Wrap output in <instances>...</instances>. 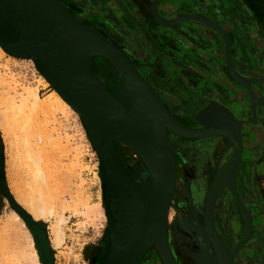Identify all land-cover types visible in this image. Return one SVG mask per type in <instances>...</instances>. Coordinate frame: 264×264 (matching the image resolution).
<instances>
[{
    "label": "rangeland",
    "instance_id": "rangeland-1",
    "mask_svg": "<svg viewBox=\"0 0 264 264\" xmlns=\"http://www.w3.org/2000/svg\"><path fill=\"white\" fill-rule=\"evenodd\" d=\"M56 1L60 4L59 0ZM84 1L89 2L95 8L100 6L99 0ZM116 1L119 6L116 8L119 14V16H116L118 19L117 21H115L113 17H109V15L101 17V15L98 14L95 16V18L101 17L104 19V21L101 20V22H99L100 25L98 27L103 28L106 35L110 34L108 36H110L114 42L121 41L120 32L123 33V31H127L125 25H130L135 30L139 28H141V31L143 30L142 25L138 22L140 18L137 16V12L140 13L142 9L144 12H146L145 7L149 3V0ZM173 1L175 4H177V6L172 3L175 5V10L174 12H172V10L166 15V18L168 20H172L173 24L176 13L189 11L205 15L208 19L216 22L218 21L223 25L224 20L221 17L222 15H219L218 13L220 12L224 15L223 10L229 12L222 3L223 0ZM218 3H220V6ZM60 6L65 9L61 4ZM66 11L70 13L68 10ZM231 12L232 11L229 12L228 19L232 26L231 34L236 37L238 33L236 27H233L234 24L232 23V17L230 14ZM70 14L78 19L74 14ZM78 20L82 21L89 28L93 29L95 32L105 38V36H103L97 29L89 26L81 19ZM147 27H149V25H147ZM151 27H153L150 28L152 31H149V35H145L144 38L149 43H151V48H149V51L144 58L137 57V59L142 62L137 64V66L144 67L145 73L142 74L143 78L145 76L151 77V75H155L156 79L159 78L161 82V90H164L166 86H170L171 89L169 90L171 92H177L183 96H186L187 99L184 101V104L187 105V108H185L183 111L178 108V105L174 104H171L169 107L170 109H167L161 96L163 93L167 94V91H159L147 82L158 95L171 116L172 113H181L182 119L190 121L191 123H197L198 126L203 127V120H201L199 117L201 107L205 101H212L211 96L217 94L224 100L234 103L233 105L236 108H241L242 106L244 110L239 111L240 114L242 113V115L246 114L245 112H247L248 109L254 118L251 116V118L247 120V123L249 125H259L264 130V99L262 98L260 100V104L256 102V99L258 98H256L250 90H248V88L251 89V87L250 84L246 82L247 80H251V78L239 72L233 63V68L235 69L237 75L245 81V83L248 85V88L245 85L237 82L231 75H229L223 59L219 54L220 51L224 53L222 41L219 35L213 31V29H211L208 24L190 19L183 21L178 25H161V27L159 26V29L156 28L157 25H153ZM135 33L140 39H142V34L140 31L136 30ZM149 38H151V40ZM157 38H159V40ZM105 39L108 40L107 38ZM241 40V36H239L238 40H232V43L234 44L233 53L236 56L235 59L240 64L242 63V58L240 55ZM110 43L114 44L113 42ZM138 43L141 44L142 42L138 40ZM163 44L166 47H164ZM131 47V53L127 50H125V53H127L129 59L133 61L132 58L134 55H141L142 50L140 48L134 47L133 45ZM147 47H149V45H147ZM14 58L15 59L13 60L10 59L8 55H5L1 57V64L3 63L7 65L6 67H8L7 69L9 71V75L14 80H16V84H19L17 88H22V86L27 85L36 91L38 97L46 98L51 92V87L49 84L43 81L41 73L37 67L26 58L19 56H15ZM96 58L98 59V62L95 61ZM93 59V61L96 62V70H102L98 72L101 75L107 77V87H110L111 89L117 88L119 85L115 80L113 73L109 71V62L103 58L105 60V66L99 68L101 66L98 65L100 64V57H95ZM154 62L157 64L156 66L159 68V72H153L150 70V68L154 66ZM242 65L244 66V64ZM15 105L17 107L19 106L17 103ZM257 107L260 109L259 111L261 113L259 119L255 118L254 116L256 115ZM14 108L16 109V107ZM36 109L29 112L27 109L26 111H21L19 108H17L16 113L14 111L9 116V118L12 117L10 119L12 123L10 124V120L8 119V129H6L7 126L4 125L3 127L1 126L3 129L0 127V264H31L33 258L29 254L26 236L22 227L13 219L11 215L12 210L21 217L23 222L25 220L19 212H22L27 218L34 222L37 228L45 232L52 264H97L99 258L98 251L105 245V241L103 240L105 230L104 222L98 220L95 224L96 226H92L84 221L85 217L81 212L74 213L73 211L66 209L57 210L59 213H56L55 210L53 215H49V213L46 212L44 215H40L38 217L28 212L26 209L28 204L27 201L29 202V197L33 196L31 198L34 200V198H36L34 197L36 194L38 195V198L41 195H44L45 192H48L49 194L47 193V195L45 194L43 197L47 196V200H49L50 198H48V195H51V200L58 207H60L63 203H76V200L78 199L79 200L76 204L80 202L81 204L79 205H82L84 202L93 204L100 201L99 182L95 176L96 171H98V167H96L95 163L100 162V157L97 151L94 149L89 137L87 136L85 128L81 124L79 117L76 114H73L74 112L69 113L68 110L58 109L54 113H47L49 107H44V109L47 110L42 108H39L40 110H38V108ZM17 112L24 113L22 114L23 117L25 115L24 119L23 117L20 119L18 116H20L21 113L17 115ZM31 112H38V114ZM29 113L36 116L33 117V115L31 116ZM27 115L30 116L27 117ZM30 119H33V121ZM19 121L21 122V126ZM9 126L11 127L10 129L14 127V130H9ZM24 126L27 128L29 127L30 130L31 128L36 129L32 130V133L30 130L27 131V128ZM21 127L25 129L23 130ZM19 130L20 132H23L21 134H15V132L20 133ZM8 132L11 134V138L13 137L14 140L10 138ZM28 133L32 134L29 135L31 139H27L26 135ZM24 134H26V138H24ZM22 136L25 141L21 140L23 139ZM15 137H17L16 141ZM262 138L264 140V134ZM201 139H208L207 141L210 140L213 142L221 141L227 145V142L221 137L214 136ZM12 142H15V144ZM256 144L257 143L255 142L248 146L250 151L249 156L246 157V160H248L249 163H257L259 161V163L261 162L264 164V144ZM15 145L18 146L15 147ZM206 150L207 147H197L194 150L195 156L192 158V161L188 162V164L191 166L205 165ZM218 173L219 172L213 174L209 178V191L212 190L215 180L222 178L224 175V172L221 174ZM247 174V170L244 171L246 179ZM41 175H45V177L43 178ZM194 175L195 174L193 173V176ZM36 178H41V180L46 178L48 180L47 181L45 179L47 182L46 184L49 186L48 188L46 187L47 190L44 188V186L47 185L45 184L43 186L45 181L42 180V183H44L41 184L43 187L41 190L44 192H39L41 190L39 186L36 185L38 183L34 182ZM190 178L191 179H189L188 182L183 184L181 189V192L186 193L187 197L191 195L190 183L192 177ZM235 181V176L229 181L232 189L237 191V187L239 186L240 194H242L243 198L247 197L248 201L250 202L251 193L247 185L240 182V180L237 182V184ZM36 182H38V179ZM256 185L258 188L257 191L261 197V203L264 206V173L257 176ZM33 190L36 191V193ZM203 194L206 196L208 195L207 192ZM43 197L39 199L36 198V202H39L41 199H43ZM60 215L65 219L64 223L62 224V230L64 232L63 242L61 245L55 246L52 241L53 235L49 232V225L52 223L54 224L55 219ZM260 215L264 220V215ZM226 219H228L230 222L237 223L238 227L240 228H237L240 230L238 235L241 236L245 225L242 214L229 209L226 213ZM215 220L218 222L216 217ZM254 223L256 225L257 220ZM262 228L264 229V222ZM29 229L34 240L35 247L37 246L36 249L38 256L41 258L43 263V256L40 254L32 229L30 227ZM199 237L203 241L204 235L200 234ZM170 247L172 250L171 244ZM23 254L24 256H22ZM148 255L149 254H147L146 257H149ZM212 255L213 254L211 253H204L196 258V261L194 257L190 258L193 260L194 264H213L211 258L213 257ZM27 256H29L30 260ZM174 261L175 262L172 264H177L175 259ZM158 264L164 263L160 262L159 260Z\"/></svg>",
    "mask_w": 264,
    "mask_h": 264
},
{
    "label": "water",
    "instance_id": "water-1",
    "mask_svg": "<svg viewBox=\"0 0 264 264\" xmlns=\"http://www.w3.org/2000/svg\"><path fill=\"white\" fill-rule=\"evenodd\" d=\"M51 1L60 14L88 39L93 46V53L105 57L109 62V71L113 73L119 85L111 89V92L121 102L120 112L109 117L91 101L90 94L85 89L84 79L73 67L63 40L55 31L39 0H0V11L18 26L27 40L24 46L12 47L10 51L15 56L32 58L77 109L90 129L87 136L100 157L102 171L109 182L120 187L123 196H126L125 170L116 149V134L131 135L132 131L149 138L155 152L156 167L152 175H142L143 206L131 239L127 244L121 245L114 236L104 233L103 240L106 244L98 251L97 263L139 264L152 236L164 225L172 193L175 163L167 128L174 133L192 138L215 133H225L234 137L236 148L231 165L211 190L213 196L229 176L233 177L237 168L240 156L238 122L228 109L210 102L199 113L204 123L203 129L192 130L182 126L171 116L158 95L128 58L112 43L63 9L56 0ZM169 1L175 4L173 0ZM163 5L167 6L166 3ZM175 5L172 9H166V12L170 13L172 10L174 12ZM223 12L224 15L229 13L224 10ZM218 14L222 15L223 25L208 19L205 15L189 11L176 13L174 24L178 25L190 19L208 24L222 41L224 55L221 57L228 68L227 72L248 88L245 81L237 75L231 61L230 39L222 27L230 21L220 12ZM182 15H186V18L180 19ZM167 22H169L167 25H174L172 20L167 19ZM233 27H236L238 34L236 37L231 34V40H238L239 36L242 38L243 27L237 25ZM97 76L107 81V77L100 73ZM19 213L32 229L40 254L43 256V263L52 264L45 232L37 228L22 212ZM229 264H232L231 260Z\"/></svg>",
    "mask_w": 264,
    "mask_h": 264
},
{
    "label": "flooded vegetation",
    "instance_id": "flooded-vegetation-1",
    "mask_svg": "<svg viewBox=\"0 0 264 264\" xmlns=\"http://www.w3.org/2000/svg\"><path fill=\"white\" fill-rule=\"evenodd\" d=\"M59 2L66 10L74 14L78 19L86 22L89 26L97 29L103 36H105V38L110 42H113L115 45L124 48L130 53L132 51V45L136 48H140L142 54H135L132 58V62L141 75L145 73L143 66H137V64L141 62L137 57L144 58L147 55L149 48H151V43L144 39L145 35H149L148 32L152 31L150 30V28H153L151 26L157 25V29H159V26L161 27V24H154L152 22L148 13L144 12L143 9L140 13L137 12V16L140 18L138 22L142 25L143 30L141 31V28L136 30L141 32L142 39L136 35V30L133 27L125 25L127 31H123V33L120 32L121 41L114 42L110 36H108L110 34L106 35L105 30L98 26L100 25L99 22H101V20L104 21V19L101 18L103 16L109 15V17H113L115 21L118 20L116 16H119V14L116 8L119 6L116 0H99L101 7L99 6L98 8L93 7L89 2L84 0H59ZM242 11L244 12V17H242L240 11L235 10L230 13L233 24L238 27H243V37L241 38L242 42L240 44V55L242 58L241 64L235 59L236 56L233 53L234 44L231 40L230 23H228V25H230L228 27L229 29L225 31L231 42V61L239 72L251 78V80H247L246 82L250 84V91L256 98H258L256 99V102L260 104V100L262 98L264 99V40L257 35V28H255V25L253 26L254 17L250 8L244 4ZM159 13L161 16L166 17L163 12L159 11ZM98 14L101 15V17L95 18ZM220 24L222 25V23ZM147 25H149V27H147ZM253 29L256 32L255 35ZM149 39L151 40V38ZM157 39L159 40V38ZM138 40L142 43H138ZM147 45H149V47H147ZM219 54L221 56L224 55L222 51H220ZM99 61L100 64L98 65L104 67L105 60L100 57ZM242 64L246 66L244 67ZM156 65L157 64L154 62V66L151 67L150 70L153 72H159V68ZM144 78L155 89L159 91L161 90V82L158 77V79H156L155 75H151V77L145 76ZM169 89H171L170 86H166L164 90H161L167 91V94L161 93L167 109H170L169 107L171 104L178 105V108H180L181 111L187 108V105L184 104V101L187 99L186 96L177 92H171ZM215 96L224 100L219 95L215 94L211 96L212 101H205L201 110L210 102L223 106L222 103L215 99ZM224 101L229 103L228 110L238 122L240 132V156L233 177L235 176L236 184L240 180V182L247 185L251 193L250 202L247 197L243 198L242 194H240V187L238 186V190L234 191L228 180L220 185L219 189L213 196L211 195V191L208 190L209 178L217 172H219L218 174H221L226 171L224 170V167L230 159V149L226 144L221 141L213 142L210 140L207 141L208 139H188L172 135L171 141L175 151L177 166L174 191L176 209L171 212L168 231L170 238L169 241L172 246V254L177 264H194L190 257H194L196 261V258L204 253L212 254V251L208 249L207 244H205L208 235L214 239L215 237L221 239L226 248L225 250L231 258L232 264H264V229L262 228L264 220L260 215H264V206L261 203V197L257 191L258 188L256 185L257 176L264 173V164L261 162L259 163V161L257 163H249V161L246 160V157L249 156L250 149L248 146L250 144L255 142L257 143L256 145L264 144L262 138L264 130L259 125L255 126L247 123V120L251 118V116L254 118L248 109L247 112H245L246 114L242 115L239 112V110H244L242 106L241 108H236L233 105L234 103L229 102L228 100ZM259 110L260 109L257 107L256 115H254L255 118L258 119L261 114ZM172 116L179 124L188 129L200 130L204 127H200L197 123H191L190 121L182 119L181 113H172ZM199 146L204 148L207 147L205 154L206 163L205 165L191 166L188 162L192 161V158L195 156L194 150ZM246 170L248 172L247 179L244 175V171ZM193 173L195 174L194 176ZM190 177H192L190 183V194L192 196L189 195L187 197L186 193L181 192V189L183 184L191 179ZM219 180L220 179H216L213 185L215 186ZM205 192H207V196L203 194ZM229 209L241 213L244 218L245 225L241 236L238 235L240 228L237 223L230 222L226 219V213ZM215 217L218 219V222L215 220ZM256 220L257 223L255 225L254 222ZM209 225L211 229H209ZM200 234L204 235V242L199 237ZM148 256H150L149 258L151 259L147 257L148 259L143 260L140 264L159 263V258L153 252Z\"/></svg>",
    "mask_w": 264,
    "mask_h": 264
},
{
    "label": "bare ground",
    "instance_id": "bare-ground-1",
    "mask_svg": "<svg viewBox=\"0 0 264 264\" xmlns=\"http://www.w3.org/2000/svg\"><path fill=\"white\" fill-rule=\"evenodd\" d=\"M39 2L41 4L42 8L44 9L45 13L49 16V18L51 20V24L55 27V31L59 34L60 38L63 40L64 45H65L67 52L69 54V57L71 59L73 67L75 68L76 72L78 74H80L82 76V78L84 79L85 89L89 92L91 101L105 115H107L109 117H113V116L117 115L121 110V102L111 92V88L107 87V81L105 79H102V78L97 76V74H99L98 71H102V70H98V71L96 70L95 63L98 62V59L97 58L95 59L96 62L93 61L94 60L93 58L103 57V56L95 55L93 53V46L91 45V43H89L88 39H86L85 36L81 35L78 32V30L75 29L69 23V21H67L60 14V12L56 9L55 5L52 3L51 0H39ZM163 3H166L167 6H164ZM145 8H146V12L148 13V16L151 18V20L154 24H161V25L167 26V24L169 23V22H167V18L161 16L159 11H161L165 15H167L168 12H166L167 11L166 9H169V8L172 9L173 8V5L170 3L169 0H156V1L155 0H149V4H147ZM184 18H186V15H182L180 17V19H184ZM226 24H228V22ZM226 24L224 26H222L224 31L227 30ZM227 37H228V35H227ZM228 39H229V37H228ZM26 42H27V40L19 31L18 26L10 18L5 16L0 11V122L2 123V125L0 123V127L1 126L3 127V125H4V126H7L6 129H8L7 123L12 118V117L9 118V116L14 111L16 113L17 108H19V110H21V111H24V110L26 111V109H27L30 112V111H34V109H36V108H38V110H40L39 108L44 109V107L46 106L47 108L49 107V110L44 109V110L48 111V112L46 111L47 113H54L58 109L68 110L69 113L74 112L73 114H76L79 117L80 122L84 126L86 133H87V131H90L88 125L85 123V121L83 120V118L81 117V115L77 111V109L66 98V96L63 94V92L43 72V70L35 63V61L30 57H26V59H28V61H30L31 63H33L37 67V69L41 73L43 81L50 85L51 92L46 98L45 97L42 98V97H38L36 94V91L27 85L22 86V88H17L19 84H16L15 83L16 80H14L9 75V71L7 69L8 67H6L7 65H5L3 63L1 64V57L8 55L10 59L14 60L15 55L12 54V52L10 51V48L22 47L26 44ZM229 43L231 44L230 40H229ZM113 45L126 58L129 59V56L127 55V53H125L124 48H121L120 46H116L115 44H113ZM103 58L105 59V57H103ZM132 64H133V62H132ZM225 67H226V69H228L226 65H225ZM99 68H102V66H100ZM20 85H22V84H20ZM215 99L217 101H219L220 103H222V105L228 109V106H229L228 102L221 100L217 96H215ZM7 101L9 102L10 105L8 104ZM16 103L19 105L18 107L15 105ZM14 107H16V109ZM13 109H15V110H13ZM19 113H21V114L18 117H20V119H21V117H23L22 114H24V113H22V112H19ZM19 113L17 115H19ZM31 113H34V114L37 113L38 114V112H31ZM31 113H29L31 116L32 115H33V117L36 116L34 114H31ZM29 116L27 115V117H29ZM24 117H25V115H24ZM24 117H23V119H24ZM30 120L33 121V119H30ZM9 122H10V124L12 123L11 120ZM29 122H31V121H29ZM34 124H35V122H34ZM15 125H17V124H15ZM18 125H19V123H18ZM20 126H21V122H20ZM35 127H36V125H35ZM10 128L11 127L9 126V130H11V131L14 130V127H12L13 130ZM21 128L24 130L27 127H25V128L21 127ZM28 128H27V131L30 130V128L29 129ZM35 129L36 128H31L30 132H32V130H35ZM27 131H26V133H27ZM19 132H20V130H19ZM22 132L23 131H21L20 133L15 132V134H21ZM6 133H7V131H6ZM167 133H168L170 144L172 147V152H173V156H174V163H175V151H174V147L172 145L171 136L176 135V136L184 137V138H192V137L179 135L177 133H174L173 131H171L168 128H167ZM8 134L10 135V138H11V134L9 132H8ZM35 134H37V133H35ZM130 134L131 135H125V136L116 134V140H115L116 149H117L118 155L120 157V160H121L123 167H124V170H125L124 178L126 180V192H125L126 196L121 195V189L117 184L109 182V180L107 179V176L102 171L101 163L96 162L95 165H96V167H98V171H96L95 176L99 182V193H100V196H99L100 201L99 202L93 203V204H89V203L84 202V203H82V205H79V204H81L80 202L78 204H76L77 201L79 200L78 199V200H76V203H71V204L70 203L69 204L63 203L60 207H58L51 200V195H48V198H50L49 200H47V196H45L46 199H45V197H43L45 194L47 195L48 192L47 193L45 192V194L43 193L44 195L40 194L41 192H44L41 190L43 188L41 186V184L44 183V182L42 183V180L45 181V179H46L45 178V179L41 180V178H42L41 177V178H36V180L34 181L35 183H38L36 185H38L40 190H41V191H39L40 192L39 194L41 196L37 198L38 195L36 194V196H34V197H36L37 199L43 197V199H41L40 201L38 200L39 202H36V198H34V200H35L34 201L31 198L33 196H31V197L28 196L29 202L27 201V203H28L27 208H26L27 211L34 214L36 217H38L40 215H44L46 212L49 213V215H53L55 210H56V213H59V211H57V210H65V209L71 210L74 213L75 212L76 213L81 212L82 215H84V217H85L84 221H86L88 224L93 226L97 223L98 220L104 222L105 223V226H104V229H105L104 233L105 234L114 236L117 243H119L121 245L127 244L129 242V240L131 239L132 233L134 231L135 225H136L137 220L140 216L142 206H143L144 189H143L142 175H145V174L152 175L155 172V167H156L155 166L156 165L155 164V152H154L153 146H152L149 138L145 137V135L136 134L132 131ZM25 135L26 134L23 135L24 138H26ZM29 135H32V134L28 133L26 135L27 139L30 138ZM23 136H22V138H23ZM214 136L221 137L222 139H224L227 142L228 148L231 149L230 159L226 165V168L224 167V170H227L231 165V162L233 159V154H234V151L236 148V141H235L233 136H231L229 134H225V133H215L212 135L195 137L193 139H201V138L214 137ZM17 137H15V141L17 140ZM24 138L21 140L23 141ZM11 139L14 140L13 137ZM18 140H19V138H18ZM27 141H29V140H27ZM12 143L15 144V142H12ZM21 144H22V142H21ZM16 146H18V145H15V147ZM21 147H22V145H21ZM23 147H24V145H23ZM16 149H18V148H16ZM32 160H33V158H32ZM37 169H39V168H37ZM40 172H39V175H40ZM34 176H36V175H34ZM41 176H43V175H41ZM175 176H176V165H175V171H174L173 188H172L171 197H170L169 202H168V207H167V212L165 215L164 225H163V227L159 228L154 233V235L152 236L151 241H150L147 249L145 250L139 264L143 260L148 259L150 256L147 258L146 255L150 254L151 252H153L159 258L158 260H160V262H163L164 264H172L173 262H175L173 254L171 252L172 250L170 247V241H169L170 238H169V231H168V227H169V223H170V219H171V212L176 209V204L174 202L175 201L174 200ZM44 177H45V175L43 176V178ZM37 179H38V182H36ZM231 179H232L231 176H229L227 178L228 181H230ZM46 183L47 182L45 181L43 186ZM46 185L47 186H44V188L49 187L48 184H46ZM47 188H46V190H47ZM48 190H51V189H48ZM34 192L36 193V191H34ZM78 210H80V211H78ZM11 215H12L13 219L19 223V225L22 227V229L24 231V234H25L26 240H27L26 242L28 244L29 254L33 257L31 264H43L41 258L38 256V252L36 249L37 246L35 247L34 240H33L31 233H30L29 224L26 221H24L25 223H27V224H25L23 222V220L21 219V217L16 212H14L13 210L11 211ZM64 221H65V219L60 215L55 219L54 224L52 223L49 225V230H50L49 232H50V234L53 235L52 241H53L55 246H59L63 242V233L64 232L62 230V224L64 223ZM27 226H29V227H27ZM208 227H210V225ZM208 227H207V229H208ZM209 229H211V227ZM172 233H174V232H172ZM211 236H212V234H211ZM27 244H26V246H27ZM205 244H207V248L212 251V254H213L212 256L214 257V258L211 257L213 264H229L231 258L229 256V254L227 253V251L225 250L226 248L223 245V243L219 237H215V239H214V238L209 237V235H208L207 241ZM68 251H70V250H68ZM69 254H70V252H69ZM22 256H24V254ZM27 257L29 259V256H27ZM149 259H151V258H149Z\"/></svg>",
    "mask_w": 264,
    "mask_h": 264
},
{
    "label": "crops",
    "instance_id": "crops-1",
    "mask_svg": "<svg viewBox=\"0 0 264 264\" xmlns=\"http://www.w3.org/2000/svg\"><path fill=\"white\" fill-rule=\"evenodd\" d=\"M222 3L228 9L229 12L235 10L240 11L242 17H244V12L242 11V8L244 4H246L247 7L250 8V10L252 11L251 13L254 17L253 26L255 25V28H257V35L264 40V0H223ZM218 5L220 6V3H218ZM228 17L229 13L225 15V18ZM228 27L229 25L226 24L227 29H229ZM255 34L256 32L254 31V35Z\"/></svg>",
    "mask_w": 264,
    "mask_h": 264
}]
</instances>
